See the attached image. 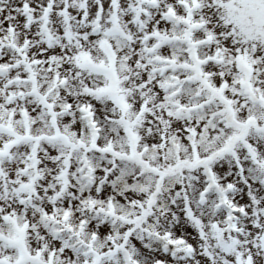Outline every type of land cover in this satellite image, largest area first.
<instances>
[{
  "label": "snow or ice",
  "instance_id": "snow-or-ice-1",
  "mask_svg": "<svg viewBox=\"0 0 264 264\" xmlns=\"http://www.w3.org/2000/svg\"><path fill=\"white\" fill-rule=\"evenodd\" d=\"M0 264H264V0H0Z\"/></svg>",
  "mask_w": 264,
  "mask_h": 264
}]
</instances>
